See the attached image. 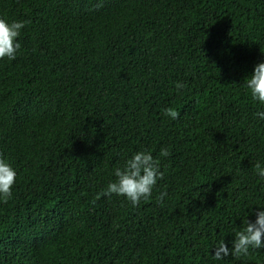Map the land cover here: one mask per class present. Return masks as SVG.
I'll return each mask as SVG.
<instances>
[{
  "label": "trees",
  "instance_id": "16d2710c",
  "mask_svg": "<svg viewBox=\"0 0 264 264\" xmlns=\"http://www.w3.org/2000/svg\"><path fill=\"white\" fill-rule=\"evenodd\" d=\"M0 18L27 22L0 59V264H264L212 257L264 211V105L244 86L264 0H0ZM142 150L164 173L150 198L97 199Z\"/></svg>",
  "mask_w": 264,
  "mask_h": 264
},
{
  "label": "clouds",
  "instance_id": "9594fccd",
  "mask_svg": "<svg viewBox=\"0 0 264 264\" xmlns=\"http://www.w3.org/2000/svg\"><path fill=\"white\" fill-rule=\"evenodd\" d=\"M26 24V21L8 23L5 19L0 18V59L4 57L15 59L16 53L21 47L17 38ZM244 86L254 101L264 105V62L254 66L253 72L245 80ZM175 87L180 90L186 85L177 82ZM164 115L174 120L178 118L179 112L172 108H166ZM256 115L264 120V112H258ZM160 154L167 157L169 152L167 149H163ZM159 165L160 161L154 159L149 151L142 150L134 153L131 158L125 161L123 168L115 169L114 175L117 179L110 182L102 193L97 194L96 198L99 199L101 195L115 194L125 197L133 206H137L141 199L150 198L157 180L163 178L164 173L159 170ZM254 168L259 178L264 180V167L256 163ZM15 179V170L0 158V200L5 203L12 196ZM166 195L165 192L160 193L157 197L158 202L162 201ZM250 248H264V211L256 213L254 222L247 219L244 221L242 230L236 231L234 234L231 248L224 241L216 244L212 257L215 260H223L231 255L238 259L241 256L249 255Z\"/></svg>",
  "mask_w": 264,
  "mask_h": 264
}]
</instances>
